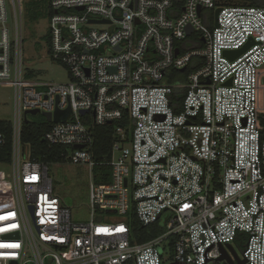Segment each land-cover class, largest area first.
<instances>
[{
    "label": "built area",
    "instance_id": "obj_1",
    "mask_svg": "<svg viewBox=\"0 0 264 264\" xmlns=\"http://www.w3.org/2000/svg\"><path fill=\"white\" fill-rule=\"evenodd\" d=\"M50 8V55L70 72L67 84L24 73L22 2L0 0L16 201L0 207V264H221V246L236 242L246 264H264V8L219 0H51ZM68 109L43 139L63 161L32 158L21 141L26 113ZM113 124L111 160L97 163L94 129ZM60 164L89 169L87 223H73L55 194L49 167ZM97 167L111 169L106 183L95 182ZM153 228L159 234L142 242Z\"/></svg>",
    "mask_w": 264,
    "mask_h": 264
},
{
    "label": "rangeland",
    "instance_id": "obj_2",
    "mask_svg": "<svg viewBox=\"0 0 264 264\" xmlns=\"http://www.w3.org/2000/svg\"><path fill=\"white\" fill-rule=\"evenodd\" d=\"M227 6L241 4L237 0H219ZM18 4V0H16ZM21 39L22 67L31 80L46 84H67L72 80L70 72L60 62L53 61L50 55L51 0H21ZM39 4V8L37 7ZM9 28L15 33L13 7L9 3ZM198 45L189 42L188 50ZM14 90L0 85V121L13 122ZM41 117V115H38ZM49 177L53 182L56 196L63 207L70 212L73 223H87L92 218L90 202V172L87 167L60 164L49 167ZM12 166L0 164V207L15 206ZM28 215L30 216L29 212ZM165 222V221H164ZM164 224L162 225V227ZM235 252L243 259L242 252L235 246ZM231 254V253H230Z\"/></svg>",
    "mask_w": 264,
    "mask_h": 264
},
{
    "label": "trees",
    "instance_id": "obj_3",
    "mask_svg": "<svg viewBox=\"0 0 264 264\" xmlns=\"http://www.w3.org/2000/svg\"><path fill=\"white\" fill-rule=\"evenodd\" d=\"M241 4L236 6H250L257 8H264V0H237ZM226 5V4H224ZM39 8V4L37 3ZM181 101V100H180ZM174 108L179 111L178 103L174 104ZM129 122L127 116L123 124ZM261 123L264 126V115L261 117ZM51 124L47 122L44 117H30L29 123L23 125L22 129V145L24 149H28L31 152V157L36 158L43 163H61L63 160L60 158V153L62 150L58 148L49 149L47 145L43 142L45 134L51 128ZM116 124L97 127L94 129L95 137V148L94 154L97 163H106L111 160L112 147L114 143V130ZM12 133L13 127L12 122L0 121V134H3L6 139V145L0 147V164H11L12 162ZM262 140H264V132H262ZM95 182L97 184L106 183L111 175V169L107 167H97L95 168ZM99 174L106 175L107 178H99ZM140 229H143L140 227ZM159 234V230L152 229V233L148 234L141 241H148ZM242 253L245 248V243L236 242L234 244Z\"/></svg>",
    "mask_w": 264,
    "mask_h": 264
},
{
    "label": "water",
    "instance_id": "obj_4",
    "mask_svg": "<svg viewBox=\"0 0 264 264\" xmlns=\"http://www.w3.org/2000/svg\"><path fill=\"white\" fill-rule=\"evenodd\" d=\"M82 10V9H80ZM200 13V11H199ZM220 13V10H217L216 14L218 15ZM192 34V30H189V33L188 35L190 36ZM245 50H240V51H234V52H226V55L229 56V57H240L243 53H244ZM176 54H178V51H176ZM87 112L86 111H83L82 112V115L86 114ZM40 115V112L39 111H29L26 113L25 115V124H28L29 123V119H28V116H31V117H36ZM71 115V112H70V109H68L67 111L65 112H56L55 115L53 116L52 114L50 113H44V114H41L42 117H44L47 122L51 123L52 121L54 122H62V121H65V119L67 117H69ZM221 250V258H220V262H224V264H246V261L245 260H241L239 258V256L237 255V253L235 252L234 248L232 247V245H227L225 247L221 246L220 248ZM231 253V254H230ZM172 264H188V263H184V262H177L176 260V263H172Z\"/></svg>",
    "mask_w": 264,
    "mask_h": 264
},
{
    "label": "flooded vegetation",
    "instance_id": "obj_5",
    "mask_svg": "<svg viewBox=\"0 0 264 264\" xmlns=\"http://www.w3.org/2000/svg\"><path fill=\"white\" fill-rule=\"evenodd\" d=\"M232 247L234 248V247H235V245H232ZM221 264H224V262H223V263H221Z\"/></svg>",
    "mask_w": 264,
    "mask_h": 264
}]
</instances>
